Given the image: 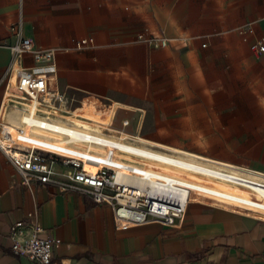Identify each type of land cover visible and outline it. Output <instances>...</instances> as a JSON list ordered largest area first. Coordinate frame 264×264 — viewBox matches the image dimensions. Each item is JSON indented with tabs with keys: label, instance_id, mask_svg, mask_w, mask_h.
<instances>
[{
	"label": "crops",
	"instance_id": "crops-1",
	"mask_svg": "<svg viewBox=\"0 0 264 264\" xmlns=\"http://www.w3.org/2000/svg\"><path fill=\"white\" fill-rule=\"evenodd\" d=\"M249 24L255 36L245 42L239 30ZM13 26L56 50L50 87L66 94L79 115L109 120L123 133L140 132L153 118L150 133L221 135L213 159L264 171V53L250 49L264 36V0H0V105ZM141 33L163 34L169 45L139 43ZM85 38L95 44L76 50ZM24 63L35 66L30 55ZM12 106L20 116L17 105L7 115ZM19 116H10L13 126ZM19 180L0 150V264H37L14 254L9 238L11 225L37 208L39 224L56 240L53 263L264 264L258 213L193 196L174 226L118 229L112 208L79 190Z\"/></svg>",
	"mask_w": 264,
	"mask_h": 264
},
{
	"label": "built area",
	"instance_id": "built-area-1",
	"mask_svg": "<svg viewBox=\"0 0 264 264\" xmlns=\"http://www.w3.org/2000/svg\"><path fill=\"white\" fill-rule=\"evenodd\" d=\"M12 31L15 33L16 42L6 44L12 58L0 105V150L15 166L20 175L19 184L32 186L51 183L64 191L79 190L96 203L109 205L118 229L150 222L164 226L176 225L185 216L192 197L196 196L192 194L195 190L180 184L173 177L148 173L116 157V151H126L140 158L181 167L248 189L253 196L242 201L258 210L239 206L235 208L264 216V171L240 165L234 168L223 161L216 163L201 159H183V154L134 141V136L130 133L122 136L123 132L111 128L112 123L102 124L100 131L75 125L70 116L86 118L75 113L77 108L72 107L66 94L50 87L57 66L56 50L36 45L32 40L24 38L20 26H13ZM239 31L245 42H249V37L255 36L253 24L242 27ZM137 42L161 47L169 45V40L163 34L148 37L141 33ZM94 44L93 38H85L77 40L75 47L76 50L82 51ZM250 49L256 56L264 53V36L255 37L250 43ZM26 55L32 57L34 67L25 65ZM13 78L16 81L15 87H11ZM10 89L14 92H9ZM84 102L85 100L81 101L82 106ZM10 105H17L21 109L18 123L23 126L24 132L17 139L7 137L3 133L4 117ZM112 107V103L101 105L103 109ZM123 125H129V120H124ZM32 128L47 129L61 138H34L29 134ZM113 131L117 134H113ZM79 142L103 147L107 151L101 153L87 150L78 146ZM58 165L61 168H58ZM141 178L153 182L156 190L141 186L138 182ZM163 187L166 190L157 189ZM199 190L207 192L208 189L200 187ZM258 195L260 197H257ZM9 238L14 254L27 256L37 264H70L64 260L59 263L52 262L56 240L51 235L50 228L46 229L39 224L38 208L27 213V220H19L11 225Z\"/></svg>",
	"mask_w": 264,
	"mask_h": 264
},
{
	"label": "bare ground",
	"instance_id": "bare-ground-1",
	"mask_svg": "<svg viewBox=\"0 0 264 264\" xmlns=\"http://www.w3.org/2000/svg\"><path fill=\"white\" fill-rule=\"evenodd\" d=\"M16 85V81L15 78L12 79L11 81V87H15ZM9 92H14V91H10ZM11 114H6L4 117V135L7 137H14L15 139L18 138V136L20 134H22L24 132V128L22 125H20L19 123H16L14 126L11 124L12 122L9 121V118L11 115H16V117L19 116L18 111L19 108L18 107H11ZM76 114H78L77 112H75ZM86 119L77 117V116H70L69 118L74 122L75 125L77 126H84L85 128L88 129H94V130H98L100 131V128L103 126L102 124H106L109 125L111 122H108L109 120H95L89 117H85L82 116ZM78 119V120H77ZM77 120V121H76ZM83 120V121H80ZM29 134L37 139H49V138H53L54 140H58L61 138L60 135L55 134L47 129H42V128H32L29 131ZM138 138L146 143H148L149 145L153 146V147H159L161 149L164 150H168V151H173L175 153H179V154H183V159L187 158L190 160H197V159H201V160H206V161H210V162H216V163H220V160L217 159H213L207 156H203L200 154H196L193 152H189L185 150H170V148H162L160 146H156L154 143L151 142H147L146 140H143L141 138V136H138ZM145 139V138H144ZM80 147H83L87 150H93V151H98L101 153H105L107 150L103 147H99L90 143H85V142H79L77 144ZM170 147V146H169ZM174 148V147H172ZM137 152L136 150H132ZM116 157L119 160H126L130 163H132L136 168L139 169H143L145 171H147L148 173H155L157 175H162L165 177H173L175 178L180 184L182 185H187L191 188H193L195 190V192H192V194L194 195H198V196H206L207 199H210L211 201H217V202H221L223 204H225V206H231V207H235V205H231L228 202L224 201V200H228L231 201L232 203L237 204V206L239 207H249L251 209H255L258 210L257 208L253 207V206H247V202H243V200H248L249 198H251L253 196V194L248 190L245 189L243 187L237 186V185H233L221 180H216V179H212L210 177H205L199 174H196L194 172L185 170L181 167H173L170 165H166V164H162V163H158V162H154L151 161L149 159H144V158H140L130 152H126V151H116L115 152ZM222 162V161H221ZM224 162V161H223ZM228 163V162H226ZM231 167L235 168V164H231L228 163ZM145 165L150 167L151 169H145ZM160 170V171H159ZM151 178H155L154 176H151ZM186 178H190V179H186ZM139 184L141 186H145L146 188H150L152 190H156L155 188V184L152 182H148L147 180H144V178H141L138 180ZM157 186H159L157 184ZM200 187H205L207 188V192H202L201 190H199ZM159 191H164L166 190L165 187H163L162 189L157 188ZM168 189V187H167ZM203 194V195H202ZM184 196V194H183ZM235 197V198H234ZM257 197H260V195H258ZM206 199V198H205ZM250 205V204H249ZM236 206V207H237ZM263 212V211H262Z\"/></svg>",
	"mask_w": 264,
	"mask_h": 264
},
{
	"label": "rangeland",
	"instance_id": "rangeland-1",
	"mask_svg": "<svg viewBox=\"0 0 264 264\" xmlns=\"http://www.w3.org/2000/svg\"><path fill=\"white\" fill-rule=\"evenodd\" d=\"M170 120L175 121L174 118H172ZM187 121L190 122L191 119H187ZM135 126H137V122L135 123ZM154 126H155V119H153V118L147 119L144 128L141 129L140 132L130 133L131 135L134 136V137H132V139L134 141L142 143L143 145H149L148 143H146V142H144L138 138V136H141L147 140H153V141H158L161 143L163 142V143L173 145L171 147H174L175 150L176 149L180 150L181 148H183L181 150L186 149L185 152L189 151V152H194V153H197V154H200L203 156H207V157H212V158L215 157L213 155L214 149L212 148L214 146V139L218 136H221V135H210V134H204V133L193 134L190 132L150 133V132L155 130ZM121 135L127 136V133H122ZM155 145L160 146L162 148H167V147H163V146L158 145V144H155ZM170 145H167V146H170ZM175 146H177V147H175ZM178 147H180V148H178ZM157 148L161 149L159 147H157ZM170 150H172V149H170ZM166 151H168V150H166ZM171 152H173V151H171ZM145 169H151V168L145 165ZM186 179H190V178H186ZM196 196L199 198H203V199L206 198L207 199V197L204 195L203 196L196 195ZM224 201L228 202L229 204H231L233 206L234 205L237 206V204L232 203L231 201H228V200H224Z\"/></svg>",
	"mask_w": 264,
	"mask_h": 264
}]
</instances>
